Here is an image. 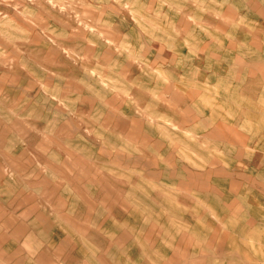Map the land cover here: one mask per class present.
<instances>
[{"label":"rangeland","instance_id":"374dc122","mask_svg":"<svg viewBox=\"0 0 264 264\" xmlns=\"http://www.w3.org/2000/svg\"><path fill=\"white\" fill-rule=\"evenodd\" d=\"M254 22L261 42L249 0H0V224L31 222L0 264L94 262L123 209L161 264H264V142L232 76L264 57Z\"/></svg>","mask_w":264,"mask_h":264},{"label":"crops","instance_id":"0c3cea01","mask_svg":"<svg viewBox=\"0 0 264 264\" xmlns=\"http://www.w3.org/2000/svg\"><path fill=\"white\" fill-rule=\"evenodd\" d=\"M249 2L254 5L255 12L258 13V16H262V18H264V7H261L260 2H256V0H249ZM254 26V30L252 29L253 33H255L253 34L254 42L256 44H264V37L261 42L257 41L259 37L263 36V33H261V31L257 28L258 24L256 22H254ZM252 68L253 69H245L243 66H238L237 70L233 68V71H231L233 78H235L237 74L236 78L239 79V86L246 85V89H253V94L255 95V105L252 108L255 109L254 117L253 119L247 121V123L243 124L248 126V135L250 140L255 142H264V57L261 60H257L256 64H253ZM255 150L257 149L249 152L248 156L250 157L260 154L261 158L264 159V150L263 152L261 150H257L260 153L255 152ZM261 172L264 173V170ZM227 205L229 206L230 203ZM123 210L125 212L119 215L120 225L118 227L116 226V228H112L111 232L113 233L109 234V236L106 235L107 237L104 238L107 245V252L100 258L96 255L94 262H91V259L89 258V260H87L88 264H143L142 260L144 261V258L148 255H150V264H161V262H159L158 246L149 241L145 242L143 233H139V235H135V237L129 236L130 232L128 231L127 224L128 215L126 213V209ZM111 218L114 219L115 216ZM30 226V218H28V220L24 219L22 222L17 219L16 215H14L13 219H8L7 221L3 220L1 222L0 230L2 231V234L15 238L17 236L26 235V232L30 233ZM66 235L67 234H65L63 230H61L60 234H56L59 238H64ZM188 263L193 264L192 262ZM56 264L63 263L62 261H59L56 262Z\"/></svg>","mask_w":264,"mask_h":264}]
</instances>
